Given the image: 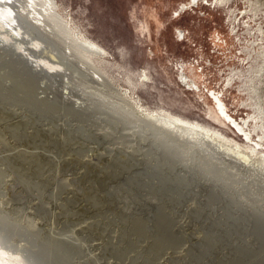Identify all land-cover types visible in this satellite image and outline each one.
I'll use <instances>...</instances> for the list:
<instances>
[{"label":"rangeland","instance_id":"374dc122","mask_svg":"<svg viewBox=\"0 0 264 264\" xmlns=\"http://www.w3.org/2000/svg\"><path fill=\"white\" fill-rule=\"evenodd\" d=\"M52 1L68 33L33 34L102 54L45 77L0 45L1 240L33 264H264V0Z\"/></svg>","mask_w":264,"mask_h":264},{"label":"bare ground","instance_id":"6f19581e","mask_svg":"<svg viewBox=\"0 0 264 264\" xmlns=\"http://www.w3.org/2000/svg\"><path fill=\"white\" fill-rule=\"evenodd\" d=\"M193 1H195V0H193ZM60 31L65 33V35L68 33L66 25L63 23L60 14L56 10L54 1H52V0H0V45L2 44L3 47L11 46L12 48H10V49H13L14 53L18 54L20 59L22 61H24V63L29 65L31 70L42 71V73L44 74L45 77L52 74L53 71L54 72L58 71V73H59V68H62L61 66L65 63H67L68 60H69L68 63L70 61L73 62L74 57L72 55L75 54L74 52L76 50L77 51L80 50V52H81L82 56L80 55L81 56L80 61H81L83 66H84V64L86 65V63L88 64L89 61L91 62L89 54L90 55L102 54V48L98 44H96L95 42H93L90 39H80L76 34L74 36H71L70 34H68V36L70 37L69 43H68L69 45H67L65 47L57 48V47L53 46V45L56 46V44H51V45L47 44V41H45V39L43 37H45L47 39H49V38L52 39V37H53V39H54L55 35H57V33ZM34 32L41 33L43 35V37H40L38 35H34L33 34ZM54 48H56V50H54ZM36 50H37V52H36ZM56 52H58V53H56ZM76 57H78V56H76ZM55 58H57V59H55ZM78 61H79V58H78ZM74 64H76V63H74ZM79 64L80 63H78V65ZM90 67H92V66H90ZM62 71L65 72V70H62ZM86 71H87V69H86ZM63 72H61V73H63ZM91 73H92V71H91ZM91 77H93V76L91 75ZM62 78H64V77H62ZM210 97L212 98L214 105L219 110L221 115L225 119H227L228 121H231V123H232L231 125H233L236 128V130H239L240 132L244 133V129H243L244 126L242 124H240L238 121H236V119H234L232 116L229 115V113L226 111L224 103L221 101L219 96L212 94V96H210ZM79 99H81V98H79ZM87 102H89V101H87ZM136 107H137L138 113L142 117V119H146L149 122L151 121L153 123L152 126H154V124H155L156 126L158 125V126L164 128L167 132L169 131V132L174 133V135L181 137V140L183 138V141H184V138L188 139V138L193 137L194 135L200 134V136H201L200 139L206 138V139H211L212 141L215 142V143H212V144H215L214 149H212V150H214V152L216 151L218 153H221L222 157L229 159V161H233L234 163H236V165L237 164L243 165L246 163V161H248V156H250V154L248 155L247 152L244 153V151L240 152L239 150H234L237 148L233 149L230 146L231 145L230 140L224 138L221 135L213 133V132L209 131L208 129L202 128V127L197 126L195 124H190L187 121H185V120H183L177 116H173L171 114L163 113L160 115L158 113H155V111L143 110V108L140 106H136ZM142 119H140V120H142ZM135 128H136V126H135ZM142 128H143V126H142ZM161 133H159V134H161ZM169 136H171V135H169ZM193 138L195 139V137H193ZM177 140H180V139H177ZM204 141H205V139H204ZM209 141L210 140H208V142ZM194 142H198V141L194 140ZM176 143H178V142H176ZM209 143H211V142H209ZM186 144H187V141H186ZM233 144H234V146H238V144L236 142H233ZM204 145H206V144H204ZM196 146H198V145L196 144ZM209 147H211V146H209ZM201 148H200L201 150L204 149L203 147H201ZM205 150H207V149H204V151ZM208 151H210V150H208ZM214 156L215 155H213V157ZM204 157H205V155H204ZM218 159H220V158H218ZM211 160H213V158ZM91 161L92 160H90V162ZM220 161L221 160H219V162ZM90 162H89V164H90ZM212 162H213L212 164H214V160ZM215 162H216V160H215ZM230 164H232V162ZM1 238H0V264H33L30 257H24L19 251H17V249L10 248L1 240Z\"/></svg>","mask_w":264,"mask_h":264}]
</instances>
